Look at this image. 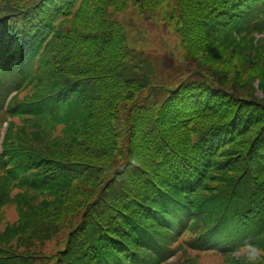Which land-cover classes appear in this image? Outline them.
Segmentation results:
<instances>
[{
	"label": "trees",
	"instance_id": "trees-1",
	"mask_svg": "<svg viewBox=\"0 0 264 264\" xmlns=\"http://www.w3.org/2000/svg\"><path fill=\"white\" fill-rule=\"evenodd\" d=\"M260 46L264 0H0V264H264Z\"/></svg>",
	"mask_w": 264,
	"mask_h": 264
},
{
	"label": "rangeland",
	"instance_id": "rangeland-1",
	"mask_svg": "<svg viewBox=\"0 0 264 264\" xmlns=\"http://www.w3.org/2000/svg\"><path fill=\"white\" fill-rule=\"evenodd\" d=\"M133 17H134L133 15L128 14L126 16H123L121 18V21L124 23L126 30L130 33L131 44L135 46L137 45L140 46L145 43L146 38L143 36L142 30L139 28V24H137L138 23L137 19ZM260 49H261V46L256 49L257 54L254 53V58H253L254 60L253 62L250 61L249 62L250 64H248V60L246 59V57L242 59H238V63L234 64L233 61L231 62V60L234 57H237L238 55L234 54L233 58L231 59L226 53L224 52L220 53L218 54L217 58H215V63L217 64L215 65V68L220 71L228 69L230 71L237 72V70L238 71L240 70L239 72H241L243 75L245 73H249V72L251 73L252 71H254V67H257L260 69L263 66L264 54H260L259 52ZM257 78H258V75H257ZM257 78H255L254 85H253L256 91L258 90L259 86L261 87V81ZM262 84L264 85V79L262 81ZM7 218L12 223L16 220V214L13 208L8 209ZM165 264H184V262L181 259L177 261V258L174 257L172 260H170L169 262ZM198 264H220V262L217 259H215L214 256L203 255L202 257H200Z\"/></svg>",
	"mask_w": 264,
	"mask_h": 264
}]
</instances>
